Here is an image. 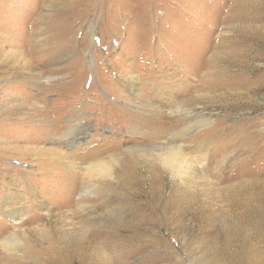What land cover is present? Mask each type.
Masks as SVG:
<instances>
[{
    "label": "rangeland",
    "instance_id": "374dc122",
    "mask_svg": "<svg viewBox=\"0 0 264 264\" xmlns=\"http://www.w3.org/2000/svg\"><path fill=\"white\" fill-rule=\"evenodd\" d=\"M12 233L0 264H264V0H0Z\"/></svg>",
    "mask_w": 264,
    "mask_h": 264
},
{
    "label": "bare ground",
    "instance_id": "6f19581e",
    "mask_svg": "<svg viewBox=\"0 0 264 264\" xmlns=\"http://www.w3.org/2000/svg\"><path fill=\"white\" fill-rule=\"evenodd\" d=\"M220 85H222V84H220ZM212 86H214V85H212ZM166 152H167L166 154L162 155L161 163L165 168H167L170 172H172V175L177 174V175L181 176L185 173L194 171L191 167L188 166L189 160L188 159L186 160V153L181 146H179L177 144L173 147L170 146L168 148V151H166ZM85 170H86L87 175L89 177H97V176L111 177V173H110V169L108 167V163H105V162H91L89 165H87L85 167ZM89 177L87 178L88 182L91 181V179ZM47 209H48V207L45 208V211L49 215V212ZM6 213H7L8 217L12 218V220L17 221V223H21L22 214L18 213L17 214L18 216L15 218L13 214H10L8 212H6ZM26 220H29V219L27 218ZM0 242H1L0 243L1 246L4 249H7L11 244L16 242V236L14 233H12L9 236L5 237V239L0 240Z\"/></svg>",
    "mask_w": 264,
    "mask_h": 264
}]
</instances>
